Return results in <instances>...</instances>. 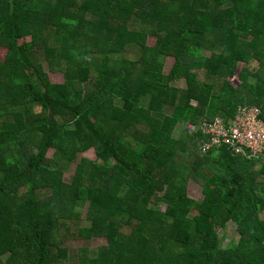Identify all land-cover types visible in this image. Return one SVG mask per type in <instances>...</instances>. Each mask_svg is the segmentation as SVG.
I'll use <instances>...</instances> for the list:
<instances>
[{"label": "trees", "instance_id": "obj_1", "mask_svg": "<svg viewBox=\"0 0 264 264\" xmlns=\"http://www.w3.org/2000/svg\"><path fill=\"white\" fill-rule=\"evenodd\" d=\"M0 49V264H55L93 238L107 245L87 264H264V164L217 146L225 176L180 169L207 121L264 114V0H0ZM79 148L95 157L67 182Z\"/></svg>", "mask_w": 264, "mask_h": 264}, {"label": "rangeland", "instance_id": "obj_2", "mask_svg": "<svg viewBox=\"0 0 264 264\" xmlns=\"http://www.w3.org/2000/svg\"><path fill=\"white\" fill-rule=\"evenodd\" d=\"M154 44H155V38H150L148 40V46L152 47ZM137 56H138L137 52H132L127 57L131 60H135L137 58ZM4 57H5V50L0 49V59L3 60ZM173 64H174V60L171 58H168L167 61L165 62V68H164L165 74H168L170 72L171 68L173 67ZM44 66H45V69H46L52 83H55V84L65 83V81L68 78V76L65 73L67 66L64 67L63 72L56 73V74H53L52 72H50V70L48 69L47 63H44ZM245 68H247L250 72H255L258 69L256 62H253L252 65L249 64L248 67L246 65ZM247 80H248V83L250 86H252V87L256 86V84H257L256 78L248 76ZM232 82L236 85V87H238V85L240 84V82L238 80L236 81V78H232ZM173 86H176V87L181 88V89H187L189 87L187 84V81L185 79L176 81L175 83H173ZM86 93H88L87 90H86ZM192 102H193V104L197 105L196 101H192ZM245 111H247V113H246L247 116L244 119L241 132L244 133V135H248L247 133H249V132L263 133L264 132L263 110L261 109L260 106L248 105V104L241 105L238 108L235 116L230 117L228 121H224V120L219 119L217 122H220L221 127L216 129L217 133L223 134V133H227L229 131H232V130H230L231 124L238 121V119L241 118V114ZM35 112L38 114V113H41L42 110H41V108L37 107ZM218 118H223V117H218ZM225 119H228V118H225ZM207 127H208V125H205L204 127H202L203 134H202L201 139L199 137H195L196 139L194 140L195 144H194L193 152H189L188 153L189 155H187V156L183 153L184 156H181L182 162H181L180 169L190 170V171H193L195 173L194 169H197L201 164H204V163L210 164V163L214 162L213 167L211 169V172L215 173V174H220V176H225V173L218 169L219 166H222L223 158H219V159L213 158V156H212L213 154L208 155L210 152H212V150L204 151V149H203L204 142L207 139V137L204 136L206 133ZM191 133H197V127L189 126L188 134H191ZM218 147H223V146H218ZM225 147L231 149L228 146H225ZM260 151H264V150H262L260 148V150H257V152L253 151L254 155L252 154V152L249 151L248 154H246V156H249L250 160L264 164V154H263V157L261 158V160H258V158H260V155L262 153ZM214 155L218 156V153H215ZM239 155H245V154H239ZM49 156H52L51 152L49 153ZM82 157L94 159L95 153L93 150H91L89 152H85L84 150L82 151L81 148H79L77 150V154H76L72 164L68 167V169L66 170V172L64 174V180L65 181L70 182L71 178L73 177V175L75 173L76 167H77L78 163L81 161ZM181 159H179V160H181ZM258 167H261V165H258ZM182 177H183V175H182ZM187 189H188L189 196L191 198H194L197 201L203 200V198L205 196L204 192H203V187H202L201 183L197 182V179L195 178V176L189 178L188 183H187ZM24 191H25L24 189H20V193H22ZM41 192L42 191H39L38 194H40ZM87 208H88V205L80 210L82 217L86 216ZM154 208L159 212H164L166 210V205L164 203H160V204H157L156 207H154ZM198 212L199 211L196 208H194L190 212L189 217L193 218L194 216L198 215ZM261 218L264 219V212H261ZM229 227L231 230L228 233H226L222 230L220 231V234H221L220 239H222L224 246H227L228 244H231L232 242L235 243V238L233 237L232 232L234 230H236L237 224L234 222H231L229 224ZM105 245H107L106 238H93V239H88V240L67 241L64 244V247L67 250V257L60 260V262H56L55 264H81V263L87 264L90 259L97 257L98 249L102 246H105ZM54 251H55L54 256H56V250H54ZM53 259H55V258H53Z\"/></svg>", "mask_w": 264, "mask_h": 264}, {"label": "built area", "instance_id": "obj_3", "mask_svg": "<svg viewBox=\"0 0 264 264\" xmlns=\"http://www.w3.org/2000/svg\"><path fill=\"white\" fill-rule=\"evenodd\" d=\"M246 113L247 111L243 112L241 114V118L231 124L230 130L232 131L223 134H218L216 131V129L221 127L220 122L217 121L219 119L228 121L229 119L217 118L213 121H207L206 124L202 126L204 127L205 125H208L206 133L204 135L207 137L203 146L204 151H210L217 146H228L237 154L246 155L250 151L254 155L253 151L257 152V150H260V148L264 150V132H249L247 133L248 135H244V133L241 132L244 119L247 116ZM189 126H195L198 130V126L196 125L190 124ZM260 152H262L260 157H263L264 151Z\"/></svg>", "mask_w": 264, "mask_h": 264}]
</instances>
